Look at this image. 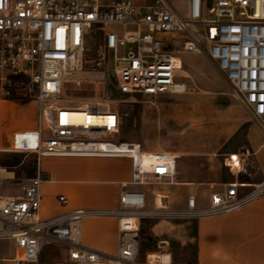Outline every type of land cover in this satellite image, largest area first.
Segmentation results:
<instances>
[{"label": "built area", "instance_id": "2783aa9c", "mask_svg": "<svg viewBox=\"0 0 264 264\" xmlns=\"http://www.w3.org/2000/svg\"><path fill=\"white\" fill-rule=\"evenodd\" d=\"M93 31L103 33V44L85 69L86 39ZM108 50L114 88L127 96L184 94L182 52L216 62L233 96L264 132V0H0V98L11 96L9 77H19L35 90L36 102V126L13 132L0 146V154L33 156L36 168L18 191L6 194L4 183L14 184L16 177L0 165V241L9 244L0 264H37L41 249L51 244L63 246L71 264H188L173 261L168 253H141L137 214L149 195L155 198L146 190L120 193L113 254L82 244L86 210L39 217L43 157L127 158L131 185L177 184L176 156L118 139L119 116L108 102L64 96L66 83L79 87L106 81ZM74 112L83 117L73 119ZM227 161L235 178L241 168H231L230 162L241 166L243 157L231 154ZM243 186L222 184L223 191L209 193L204 211L194 195H187L183 210L195 216L237 210L264 197V173L248 193L239 191ZM58 200L66 204L64 197Z\"/></svg>", "mask_w": 264, "mask_h": 264}, {"label": "rangeland", "instance_id": "374dc122", "mask_svg": "<svg viewBox=\"0 0 264 264\" xmlns=\"http://www.w3.org/2000/svg\"><path fill=\"white\" fill-rule=\"evenodd\" d=\"M102 34L93 31L86 39L85 69L103 44ZM180 58L182 71L187 75L184 94H119L111 76L113 64L109 50L105 53L106 81L102 85L84 83L76 87L66 83L63 94L78 102L105 100L118 113V139L139 143L144 150L176 155L177 184L144 187L155 198L149 195L146 207L137 214L139 246L142 254L168 253L175 262L193 264L196 216L183 210L186 196L194 195L200 204L201 194L223 189L222 184L234 181L246 184L243 193H248L261 182L264 173L260 170L264 166V148L251 149L249 139L258 146L264 143V132L233 96L232 86L216 62L195 53L182 52ZM34 91L27 80L20 78L19 83L12 85L11 96L5 99L16 104L34 101ZM3 135L0 129V145ZM231 154L243 157L241 171L235 178L224 165ZM0 165L9 167L16 177L14 184L4 183L6 194L15 193L35 175L33 156L0 154ZM54 169L63 172L71 168ZM49 246L55 252L60 251L57 244ZM8 247L7 242L0 241V255L8 254ZM40 264L49 262L41 258Z\"/></svg>", "mask_w": 264, "mask_h": 264}, {"label": "crops", "instance_id": "0c3cea01", "mask_svg": "<svg viewBox=\"0 0 264 264\" xmlns=\"http://www.w3.org/2000/svg\"><path fill=\"white\" fill-rule=\"evenodd\" d=\"M0 120H4L0 122L4 134L0 146H4L13 132L36 126V102L16 104L13 100L0 99ZM249 147L260 151L264 143L255 146L250 138ZM54 168L71 169L57 172ZM260 170L263 171L264 166ZM39 171L43 179L39 217L48 219L76 209L86 210L89 214L83 219L82 244L97 252L113 254L120 193L145 191V188L130 184V160L50 156L40 159ZM243 185L239 190L242 193L247 187ZM210 192L200 195V204L197 201L200 211L208 208ZM59 197H64L66 204H61ZM194 238L193 264H264V197L255 198L230 213L196 216ZM59 247L58 252L49 245L43 247L37 264L41 258L49 264H71L66 259L64 247Z\"/></svg>", "mask_w": 264, "mask_h": 264}, {"label": "bare ground", "instance_id": "6f19581e", "mask_svg": "<svg viewBox=\"0 0 264 264\" xmlns=\"http://www.w3.org/2000/svg\"><path fill=\"white\" fill-rule=\"evenodd\" d=\"M96 102H99L98 100H96ZM71 117L73 118V119H75V120H79V119H81L82 117H83V114L81 113V112H74L72 115H71ZM172 154V153H171ZM172 156H176V155H174V154H172ZM230 166H231V168H239V165H238V163H237V161H234V163H231L230 162ZM5 175L6 176H10V174H7V173H5ZM157 202L160 204V201L157 199Z\"/></svg>", "mask_w": 264, "mask_h": 264}, {"label": "trees", "instance_id": "16d2710c", "mask_svg": "<svg viewBox=\"0 0 264 264\" xmlns=\"http://www.w3.org/2000/svg\"><path fill=\"white\" fill-rule=\"evenodd\" d=\"M20 82V78L19 77H9V83L10 85H15L16 83Z\"/></svg>", "mask_w": 264, "mask_h": 264}]
</instances>
